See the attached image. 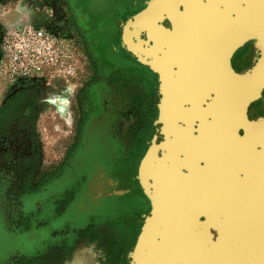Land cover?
Returning <instances> with one entry per match:
<instances>
[{
	"label": "water",
	"instance_id": "1",
	"mask_svg": "<svg viewBox=\"0 0 264 264\" xmlns=\"http://www.w3.org/2000/svg\"><path fill=\"white\" fill-rule=\"evenodd\" d=\"M121 37L158 82L155 129L138 166L151 210L127 264H169L179 253V264H252L214 233L231 219L219 190L248 189L264 205V119L247 117L264 98V0H149ZM248 42L258 58L237 74L231 57ZM219 142L243 150L237 182L222 176Z\"/></svg>",
	"mask_w": 264,
	"mask_h": 264
},
{
	"label": "rangeland",
	"instance_id": "2",
	"mask_svg": "<svg viewBox=\"0 0 264 264\" xmlns=\"http://www.w3.org/2000/svg\"><path fill=\"white\" fill-rule=\"evenodd\" d=\"M148 1L35 0L30 3L53 18H70L76 42L81 50L76 59L74 73L45 85L48 94L63 96L71 102V125L54 115L55 107L49 102H43L38 112L36 126L42 132V141L46 139V156L40 158V170L35 172L32 181L34 186L31 189L36 188L40 178L38 171L51 172L60 165L57 179L45 185L47 191L43 196H39L37 189H34V195L24 201L23 209H20V202L16 206L13 196H0V264H12L23 257L34 258L46 250V246L62 240L54 232L63 229L71 233L61 232L59 235L67 236L69 241L74 239L72 234L88 229L94 230L99 238L98 242L92 244L86 239L73 243L72 247L76 246L74 256L78 262L83 260L89 263L92 258L95 264L96 259L101 262L108 253H120L122 264L135 257L133 249L136 237L150 212L141 186L137 187L135 169L146 148V142L153 133L156 113L152 114L147 123L152 124H149L148 130H141L138 125L143 121L142 98L149 99L150 92L154 96L156 85L154 82L151 85L146 83L147 79L154 81L153 74L131 59L123 47L121 36L125 23L142 10ZM250 47L254 52L248 67L254 66L258 58L255 43L248 42L239 50L241 56L248 53ZM240 56L234 58L233 66L242 72L247 63L243 64ZM102 87L108 92L100 90ZM98 90L101 99H111L113 106L118 107L119 111L130 107L133 95L134 103L139 108L130 117L122 116L115 120V130L109 141L106 140V134L99 135L97 130L112 121L111 118L96 122L92 116L82 114L87 104L82 107L80 101L88 97L89 101L93 99L96 102ZM125 97L128 100L123 105ZM128 114L127 112L126 115ZM89 122L94 126H89V130L85 131L86 123ZM129 122L136 123V132L134 128H130ZM76 125L79 127L77 132ZM55 127L62 128V135L68 134L67 140L63 136L62 141L55 144L53 138L56 135L52 130ZM128 127L132 130L128 131ZM137 140L144 141L140 148H136ZM71 143L73 144L70 147ZM43 150L44 148L41 151ZM129 153L130 157L127 158ZM66 198L72 199L71 203L59 207L57 213L61 212L60 217L53 219V203H62ZM39 206H42L41 214L38 211ZM23 216L32 217L36 222L31 221L28 229H23L22 225L19 226ZM38 221L43 224L41 227H38ZM181 259L182 254L179 253L169 264H179Z\"/></svg>",
	"mask_w": 264,
	"mask_h": 264
},
{
	"label": "flooded vegetation",
	"instance_id": "3",
	"mask_svg": "<svg viewBox=\"0 0 264 264\" xmlns=\"http://www.w3.org/2000/svg\"><path fill=\"white\" fill-rule=\"evenodd\" d=\"M146 6V5H145ZM144 6V7H145ZM143 7V8H144ZM142 8V9H143ZM139 12V11H138ZM137 12V13H138ZM134 16V15H133ZM132 16V17H133ZM131 17V18H132ZM63 27L62 24L59 25ZM253 43V42H250ZM245 46V45H244ZM243 46V47H244ZM251 48V47H250ZM238 49L233 56L231 57V66L233 70L237 74H244L249 71L253 66L248 67L250 60L253 56V48L248 50V53L239 55ZM127 52V51H126ZM128 54V52H127ZM129 55V54H128ZM130 56V55H129ZM240 56V60L243 64L247 63L244 71L239 72L233 66L234 58ZM131 57V56H130ZM132 59V58H131ZM134 61V60H133ZM136 62V61H135ZM251 64V63H250ZM151 72V71H150ZM152 73V72H151ZM153 74V73H152ZM154 76V81L151 79H147L146 83L151 85L153 82L155 83V91L154 96L153 92H150L149 99L142 98V103L144 106H141V110L143 112V121L138 125L141 130H148L149 124H147L152 118V114L156 113V118L158 114V82ZM45 83L42 81H20L16 85H14L11 89L7 90L4 103L0 108V196H9L14 197L16 199V206L19 204L20 209H23L25 206L26 198L34 195L35 192H31V188L34 186L33 178L35 172L40 168V148L39 141L36 136V124L38 118V112L43 106V100L41 99L42 93L46 92ZM106 85V84H105ZM147 85V84H146ZM151 88V86L149 87ZM103 92L107 93V89H100ZM133 95V100L129 104L130 107H127L124 111H119L118 107L113 106L111 99L108 98L101 99L99 90L96 92V102L93 99L88 100V97L81 100V106L87 104L86 108L82 111V114L85 116H92L96 122L101 119L111 118L112 121L105 125L103 128L98 129L97 133L99 135H107V141L110 140L112 132H114L115 120H118L120 117H130V114H134L136 111H139V108L135 105V99ZM126 101L123 102V105L127 104V98H124ZM145 100V101H144ZM135 111V112H134ZM127 112L129 113L128 115ZM137 113V112H136ZM247 117L250 121H256L258 119H264V98L252 103L247 109ZM156 120V119H155ZM126 121V119H125ZM137 122V121H136ZM120 122L118 121V124ZM84 125L86 128L85 131L89 130V126L93 125L92 122L86 123ZM128 124V123H127ZM130 128H134L136 123H130ZM152 124H150L151 126ZM94 126V125H93ZM119 126V125H118ZM105 127V129H104ZM78 125H76V132L78 131ZM128 127V129H130ZM136 128H134L135 131ZM153 133L155 129V124L153 126ZM132 129L128 130L131 131ZM127 132V131H125ZM136 132V131H135ZM87 133V132H86ZM153 133L151 134L150 139L146 142V148L143 152L147 150V146L149 141L151 140ZM77 136V133L75 137ZM122 136V135H121ZM116 138H114L115 140ZM112 140V141H114ZM75 143V142H74ZM136 148H140L144 141L137 140ZM218 155L220 167L223 170L225 165L231 161H237L239 151L236 143L233 142H219L218 144ZM236 148V149H235ZM133 151L131 150L130 153ZM128 153V152H127ZM129 156L127 158L130 157ZM142 154V156H143ZM140 157V159L142 158ZM137 162L135 174L137 187L139 186L138 181V166L139 161ZM60 165H58L51 172L40 173L38 171V176L40 177L37 185L40 184V187L37 189V193L39 196H43L47 191L45 185L49 184L55 178L58 177L57 169ZM238 168L234 170L232 173L222 174L224 177H229L230 181L237 182L238 179L243 178V173L237 171ZM40 170V169H39ZM137 171V172H136ZM42 174V175H40ZM14 191V192H11ZM219 208L227 213L229 217H231L228 221H221L218 224V229L216 230L215 239L222 242H231L233 249H235L233 255L236 258L240 259H250L252 260V264H264V205L260 206L257 204L258 198H251L250 194L252 192L248 189L242 190H219ZM72 199L66 198L62 203L58 201L53 203L54 212L53 219H58L60 217V213L58 212L59 207L68 206L71 203ZM148 201V199H147ZM149 203V210H151V205ZM39 214H41L42 206H39ZM65 211V208L62 210V213ZM260 219L253 220L251 216L255 214L258 215ZM24 219L21 220L19 226L22 225L23 229H28L31 221L36 222V219L29 218L23 216ZM17 221V220H16ZM27 222V223H26ZM26 223V224H25ZM226 223V224H224ZM41 227L43 224H40ZM26 225V226H25ZM142 227V224L140 228ZM66 233V230H60L54 232L55 236H59L60 241L54 242L51 245L46 246V250L35 255L34 258H22L15 260L12 264H93V259L89 263L85 261L78 262L76 260L74 254L75 247L72 245L74 242L79 241L81 239H86L89 244L96 243L99 241V238L95 235L94 230L88 229L87 231H78L73 235L74 239L69 241V238L65 235H59L60 233ZM140 232V229H139ZM71 233V232H68ZM84 234V235H83ZM139 234V233H138ZM84 236L86 238H84ZM56 238V237H55ZM54 238V239H55ZM137 238V237H136ZM137 240V239H136ZM136 243V241H135ZM261 245V247H260ZM135 247V245H134ZM134 250V249H133ZM134 253V252H133ZM132 259V258H131ZM115 260H118V264H122V255L118 253L117 255L106 254L105 259L101 262L96 259L95 264H114ZM129 261V260H128ZM127 261V262H128ZM127 262L125 264H127Z\"/></svg>",
	"mask_w": 264,
	"mask_h": 264
},
{
	"label": "built area",
	"instance_id": "4",
	"mask_svg": "<svg viewBox=\"0 0 264 264\" xmlns=\"http://www.w3.org/2000/svg\"><path fill=\"white\" fill-rule=\"evenodd\" d=\"M74 34L70 18L50 15L29 26H0V82L5 89L20 81L48 83L74 73L81 50Z\"/></svg>",
	"mask_w": 264,
	"mask_h": 264
},
{
	"label": "crops",
	"instance_id": "5",
	"mask_svg": "<svg viewBox=\"0 0 264 264\" xmlns=\"http://www.w3.org/2000/svg\"><path fill=\"white\" fill-rule=\"evenodd\" d=\"M35 0H5L1 5H0V26L5 27V28H13V27H20V26H29L32 23L38 22L40 20L46 19L48 16L47 12H45L43 9L39 7H35L30 5L31 2H34ZM52 82V81H50ZM44 85H47V82H44ZM6 89L4 87V84L0 82V108L4 103L5 95H6ZM41 99L45 103H50V105H54V115L59 117L61 120L62 118L64 119V122L66 124L71 123L70 119V113H69V108L71 102L69 99H65L63 96H56L54 94L50 95L47 92L42 93ZM65 101V102H64ZM65 117V118H64ZM38 125V123H37ZM71 125V124H70ZM53 132H55L56 137L53 138V141L55 144H58V142L62 141V137L67 140L68 134L62 135L61 133L62 128L61 127H55L52 129ZM35 132L39 141V148H40V153L41 157L45 158L46 156V151H45V141L46 139H41V133L39 131V127L36 126ZM64 133V132H63ZM44 142V143H43ZM69 145L70 147L72 146ZM42 148H44L43 152L41 151ZM68 151V150H67ZM65 151V152H67ZM45 160V159H44ZM46 161V160H45Z\"/></svg>",
	"mask_w": 264,
	"mask_h": 264
},
{
	"label": "bare ground",
	"instance_id": "6",
	"mask_svg": "<svg viewBox=\"0 0 264 264\" xmlns=\"http://www.w3.org/2000/svg\"><path fill=\"white\" fill-rule=\"evenodd\" d=\"M236 149V148H235ZM238 151H239V153H238V158H237V161H229L226 165H225V167H224V169L222 170V172L224 173V174H226V175H228V173L230 174V173H232V172H234V170L236 169V168H238V167H242V163H241V156H242V154H243V150L238 146V149H237ZM242 162H245V160H243L242 159ZM229 176V175H228ZM251 219H253V220H255V217L254 216H251Z\"/></svg>",
	"mask_w": 264,
	"mask_h": 264
},
{
	"label": "trees",
	"instance_id": "7",
	"mask_svg": "<svg viewBox=\"0 0 264 264\" xmlns=\"http://www.w3.org/2000/svg\"><path fill=\"white\" fill-rule=\"evenodd\" d=\"M4 2V0H0V5L2 4ZM40 187V184L39 185H37V187L36 188H34V189H38ZM34 189H32L31 190V192H33L34 191ZM114 264H118V260H115V263Z\"/></svg>",
	"mask_w": 264,
	"mask_h": 264
}]
</instances>
